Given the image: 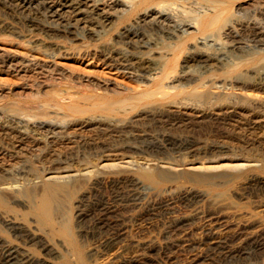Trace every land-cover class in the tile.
Segmentation results:
<instances>
[{
  "label": "rangeland",
  "instance_id": "obj_1",
  "mask_svg": "<svg viewBox=\"0 0 264 264\" xmlns=\"http://www.w3.org/2000/svg\"><path fill=\"white\" fill-rule=\"evenodd\" d=\"M66 1L33 0L31 5L26 3L22 8L16 6L17 1L7 4L0 0L1 124L12 122L15 127L18 126L16 129L20 134L38 140H44L50 132L59 135L65 128L71 131L75 129L76 137H99L100 140L103 136L100 130L90 132L91 127L125 119V136L111 139L106 136L104 142V149L111 145V148L117 149L111 153L113 163L120 160L124 163L130 158L136 162L142 159L176 160V155L171 152L140 153L135 148L143 143V139H155L158 136L159 141L163 134L187 138L200 147H224L207 154L187 153L182 156L186 164L212 158L218 162V166L224 167L237 160L257 161L264 158V128L253 129L246 114H240V110L248 108L246 104L241 105L242 108L238 110L240 113L235 110L238 115L223 117L227 102L217 105L212 95L205 100L201 99L205 88L212 89L216 83L229 76L226 74L229 67L236 66V74L240 72L249 75L247 82H264V0H82L87 2V6H81L77 11L64 6ZM39 2L61 9V20L53 22L54 19L46 15ZM88 5L97 6V12L109 17L110 21L97 23L99 18L90 14ZM162 15L168 16L175 26L180 24L177 27L181 29L175 26L171 28L177 29L171 40L158 32V26L164 27L167 23L163 21ZM29 17L39 28L45 25L62 29L59 26L70 24L76 31L72 30V35L75 34L77 38L58 33L59 36L56 35L58 37L52 40L71 43L73 49L91 44L111 47L110 44L114 46L116 42L117 50L128 48L129 52H141L140 56L158 57V53L167 55H164L160 71L158 67V70L146 74L150 81L143 80L137 73L132 76L122 68L107 67L100 61H91L76 54L64 58L47 57L44 49L33 48L27 43L34 41L37 42L34 45L38 46L40 42L44 47L49 44L44 34L28 32L24 28ZM197 17L199 22L195 21ZM212 18L216 20L211 25L207 24L210 23L208 19ZM195 22L200 23L195 27L197 29L188 27ZM130 24L134 27L132 30H138L141 41L132 39L128 45L122 42L120 45L122 40L119 35L126 27H131ZM205 37H208L205 43L208 44L206 47L210 46V51L224 53L225 66L211 63L199 69L197 63L190 61L195 51L203 47L199 41ZM259 39L262 44L258 43ZM24 53L34 55V58ZM179 76L183 78L176 80ZM165 85L169 87L168 93L175 103L190 113L188 118L192 129L185 130V133L183 128L174 127L175 120L172 117L170 121L164 119L166 124L163 122L155 125L153 120L134 121V115L131 118L123 114L124 109L138 99L139 93ZM240 86L243 84L237 82L232 87L228 86L226 92L231 98L235 94H242L248 100L253 95L264 98V90L258 87L242 89ZM119 102L127 106L119 107L116 105ZM108 106L114 107L113 112L107 110ZM261 114L264 115V111ZM40 121H46L48 125L42 130H33L35 122ZM29 125H33L32 128L28 129ZM75 125L91 127L79 130ZM27 143L22 151L24 153L13 155L12 163H23L28 171L30 181L26 189L30 194L9 204L10 210L0 208V241L8 243L20 253L30 255L34 263L264 264V166L253 171L227 172L221 177L214 176L203 181L177 177L158 179L152 183L143 180L137 173L106 171L94 185L81 183L73 189L69 186L59 190L52 188L47 196L43 193V184L39 179L42 166L37 167L38 163L34 162L40 152L31 147L30 141ZM72 145L62 156L70 161L68 164L71 167L76 168V161L83 160V156L91 163L94 162L88 147ZM32 152L36 156L31 155ZM9 160L10 157L5 159L4 164H10ZM140 186L143 189L139 190ZM44 197L51 202L49 216L55 227L54 232H51L45 221L41 222V217L32 208ZM187 197L195 200L193 207L183 200ZM101 216L108 218V222H116L124 231L122 236L115 238L114 243L109 244L108 239L112 231L103 234L104 231H98L96 227L97 219ZM8 221L18 225L24 237L13 236L5 226ZM58 231L61 233L58 234Z\"/></svg>",
  "mask_w": 264,
  "mask_h": 264
},
{
  "label": "bare ground",
  "instance_id": "obj_2",
  "mask_svg": "<svg viewBox=\"0 0 264 264\" xmlns=\"http://www.w3.org/2000/svg\"><path fill=\"white\" fill-rule=\"evenodd\" d=\"M2 1L3 0H1V2ZM15 1H17L16 6H20V7L24 8L26 3L28 5H31V1H33V0H4V2H7V4H8V2L12 3ZM44 1H46V0H44ZM95 3H97V2L95 1ZM2 4H4V3H2ZM39 4L42 7V9L45 11L46 15L49 18L54 19L53 22L61 20V18H62L61 16L63 14L61 9H58V7H56V9H55L52 6H48L44 2H39ZM53 5H54V3H53ZM64 6H66L67 8H72L73 10L77 11V10H79V8L81 6H87V2H85V1L83 2L82 0H67L66 3L64 4ZM29 7H31V6H29ZM88 7L91 9L90 14H93L94 16L96 15V19L99 18L97 23L100 24L101 21H102L101 23H106V22L110 21L109 17L106 18V16L103 15V13L101 14V12H97V10H96L97 6L95 7L94 5H88ZM27 13H28V11H27ZM66 13L67 12H65V14ZM161 17H163L164 18L163 21L167 22V23H165L164 27L158 26V32L163 34L166 39L171 40L174 38V32H177V29L173 30L174 29L173 27L175 25L168 16L162 15ZM199 17H197V19L195 21L199 22ZM22 19H23V14H22ZM22 19H21V21H23ZM29 19H30V17H29ZM209 20H210V23L207 22V24L211 25L212 22L216 19L212 18V19H208V21ZM198 22H195L193 25H188V27L189 28L190 27L195 28L196 26L198 27L200 24ZM63 23L64 22H62V24ZM157 24L159 25L160 22H158ZM215 24H216V22H215ZM21 25H22V23H21ZM37 25H40V24H37ZM57 25H59V24H56V26ZM179 25H177V26H179ZM136 26H138V25H136ZM177 26H175V28ZM59 27L62 29H59L58 27L45 26V25L43 27L41 26V28H39L36 26V24L33 20H31V19L27 20L24 23V28L28 32L37 31V32H40L41 34H44L47 37V39L49 40V44L47 47H44V45H42V43H40V42L38 43V46L34 45V43H37L34 41H28L27 43L30 46H32L33 48L38 47V48L44 49V51H43L44 55H46L47 57L53 58L56 56V57L64 58V57H67L68 55H75L76 54V56H78V57L89 58V59H91V61H93V60L100 61L103 64H106L107 67L111 66V67L122 68L123 70L129 71L130 75H132V74L134 75L137 73L138 76H140V78H143V80H147V81L149 80V78H148V75H146V74H149L152 71H155L156 69L158 70L159 68H160L159 69V71H160L162 69V67H160V66L163 62L164 55H167V54H164V52H163L164 55H162L161 53H158V57H149V56L145 57L144 54H142V56H140L141 52H140V54L138 53L139 54L138 55L137 53H133L131 51L129 52L128 48H124V50H120V49L117 50L115 48L116 42H115L114 46H112L113 44L111 43L112 44V45L110 44L111 47H108L109 45L107 47H105L104 44H95V45L91 44V46H88V47L73 49L72 48L73 45L71 43H67V44L64 42L58 43L57 41L52 40L53 37L55 38V36L58 35V33H63L67 36L70 35V36H73L74 38H77L75 34L72 35V30H74V29L70 24L59 26ZM207 27H210V26L208 25ZM105 28H107V27H105ZM133 28L134 27H132V25H131V27H129V28L126 27V29L124 30L123 33L120 34L118 32L120 34L119 36H121L120 38L122 40V41H120V45H121V42L123 43V45H128L132 39H135V41H138V42L141 41L140 34L137 32L138 30L137 31L132 30ZM171 28H173V29H171ZM10 29H12V28H10ZM96 29H98V27ZM170 29L173 32H171ZM178 29H181V27ZM195 29H197V28H195ZM99 30H100V32H102L101 31L102 29H99ZM142 31H143V29H142ZM94 32H97V31H94ZM100 32H98V33H100ZM58 36H56V37H58ZM77 36H80V35L77 34ZM97 38H98V36H97ZM207 38L205 37L203 40L199 41L201 44L200 46L203 45V47L202 48L200 47V49H197L195 51L194 55L191 56L190 61L197 63L198 64L197 66L199 69H204V68L210 66L211 63H215L217 65L223 66L224 63L226 62L225 61L226 56L221 51H219V52H217V51L215 52V50L210 51L211 49L210 50L208 49L210 46L206 47V45H208V44L205 43L207 41ZM259 38H260V36H259ZM254 39H256V38H254ZM66 40H70V39H66ZM142 40H143V38H142ZM251 40H253V38ZM260 41H258V43L262 44V41L261 42ZM52 42H55V44H52ZM117 43H119L118 40H117ZM150 44H149V46H150ZM163 44H165V42ZM168 44H169V42H168ZM254 44H256V43H254ZM137 46H139V45H137ZM132 47H133V45H132ZM140 47H142L143 49H146L145 46L144 47L140 46ZM140 47H138V48L141 49ZM164 47H166V46H164ZM168 47L170 48V46H167V48ZM232 49L234 50V48H232ZM235 49H237V48H235ZM36 50H38V49H36ZM149 52H148V54H149ZM158 52H159V50H158ZM165 52L168 53V51H165ZM24 54L30 58L31 57L34 58V55L32 56L31 54H27V53H24ZM70 57H72V56H70ZM187 61H189V60H187ZM154 66H157V67L154 69V68H152ZM234 67H236V66L229 67L230 69L228 68V70L226 71V74H228L229 76L224 78L223 80H221V82H218V84L216 83L212 87V89H207L204 86L203 88H205V90L201 93V99L205 100L208 97L210 98V95H212L214 97L213 99L215 100L217 105H222L225 102H227L226 106H225L226 107L225 111H223L224 115L222 114L223 117L227 116V115H234L235 116V114H237L235 110H237V112H239L238 110L240 108H242L241 105L246 104L245 106L248 108H246V109L244 108L245 111L240 110L241 113L240 112L239 113L240 114H242V113L246 114L245 116H247L248 121L252 125L253 129L259 130V128H264V115L261 114L264 111V98L263 97H258L257 95H253L248 100L242 94H241L242 96L239 94H237V95L235 94V96H233L231 98L230 94L226 92V89L228 86L232 87V85L237 84V82H241L243 84V86H240L242 89H244V88L247 89L249 87H258V88L264 90V84H263L264 82L259 83V84H256V82L254 83L253 81L247 82V77L249 75L247 76L243 73L241 74L240 72L238 74H236L237 68H234ZM233 73H235V74H233ZM149 77H150V75H149ZM164 77L166 78L167 74ZM181 77L182 76H179L176 80H180ZM158 89H159V91H158ZM168 90H169V87H167L166 85L162 88H158V86L152 87V88H149L148 90H146L144 92L139 93L137 96L138 99L135 102L131 103L130 105H128V106H127V104L124 105V102H119L116 105H119V107L127 106L124 109L123 114H128L131 118L134 115V119H135L134 121H136V120H144L145 121V119H150V120H153L155 125H157L158 123H163V122L165 123L166 119L168 121H170L171 119L169 120V118L172 117L175 120V122L173 121L174 127L183 128V130H184L183 133H185L186 132L185 130H188L192 127V123L189 121V118H188V116H189L188 114H190V113L175 103L174 98H172V96L168 93ZM113 109H114L113 106H108V108H107V110L109 112H113ZM192 115H194V114H192ZM126 121L127 120H125V119L112 120L111 122L107 121V122H109L108 124H106V125L97 124L96 127L94 126L95 128H93L91 126H88V127L77 126V125L74 126L75 128L78 127L79 130L87 129V128L91 127L92 129L90 130V132L94 129H96L97 132H98V130H100L99 132H101L102 133L101 135H103L100 140H98L99 137L95 138V139H90L88 137L87 138L86 137H76V135L74 134L75 129L73 131H71V130H67V128H65V131H63V133H60L59 135H55L52 132H50V135H47L44 140H38L35 138H28V136H24L25 134L24 135L20 134L21 132H18L16 129V127H18V126L15 127L13 124H11L12 122L11 123L7 122L6 124H5V122L3 124L0 123V208L10 210V206H8L9 204H11V203L13 204V203L17 202L18 200H22L23 196H27V194H30V191L28 189H26V187H28V181H30V179H28L29 175H27L28 171L25 170L23 163L16 162L17 163L16 165H13L14 161L12 163V160H14L13 155L24 153L22 151L24 150V145L28 141H30L32 148H35V150H38L40 152L37 155L38 159H36L34 162L38 163L37 167H38V165L42 166V168H40V169H42V171H41V177L39 179L43 184V193H46L47 196H48V193L50 192V189H52V188L59 190L62 187H66V186L68 187L69 186L73 189V188H76L77 184H81V183H82V185H83V183L84 184L89 183L90 185H94L98 182V180L102 177V174L106 171L109 172V171H114V170H117V171L124 170V171H128L130 173H137L143 180H145L149 183H152V182H157L158 179H173V178H177V177L186 178V179H190V180L196 179V180L203 181V180L209 179L210 177H214V176L221 177L224 175V173H227V172H236L237 173L240 171H250V170L253 171V170H258L264 166V158H261L260 160H257V161H250V160L238 161L237 160V161H234V163L231 162L232 164H230L229 166H224V167L218 166L217 161H215L212 158H211L212 159L211 160L210 158H207V157H206L207 159H201L199 161H196L195 163H187L186 164V163H184L183 157L187 153L207 154L209 151L212 152L215 150H217V151L222 150L224 147L218 146V145H217L218 147L216 145H215L216 147H213V146L212 147H210V146L204 147L203 145H202L203 147L202 146L200 147L199 145H196L194 143V141L192 142V140L190 141L189 139L183 138V137L181 138L180 136H178V138H174L168 134H163L162 137L159 139V141H158V136L155 139H150V138L149 139H147V138L143 139L144 140L143 143L142 144L140 143L141 145L137 146L135 148L140 153L159 152V151L171 152V153H174L176 155V157H177L176 160H174L173 158H172L173 160L171 159L172 161L170 159L169 160H155V161L142 159L141 161L136 162V160H134L133 158H130V159L124 161V163H121V160L117 163H113L112 162L113 160H111V157H113V154H111V153L116 152L117 149L111 148L112 145L110 148L106 149L107 148L106 147L104 149V142L106 143V136L110 137V139L113 137H122L123 135L125 136L124 127L126 126ZM46 123H47L46 121L35 122V126L32 125L34 128H32V126L29 125L28 129H30V127H31L33 130L34 129H40V128L42 130L46 125H48ZM160 125H162V124H160ZM24 127H26V125ZM245 128H247V127L245 126ZM237 129H239V128H237ZM170 131L172 132V129ZM247 131H248V129H247ZM37 132H36V134H37ZM34 133H35V131H34ZM84 133H85V131H84ZM84 133L82 136H84ZM94 133H96V132H94ZM127 133H129V132H127ZM87 134H89V133H87ZM259 134L261 135V133H259ZM260 135H257V136H260ZM32 136H34V135H32ZM91 137H92V135H91ZM253 137H255V136L253 135ZM103 138H104V140H103ZM158 142H161V144H158ZM72 144H75V145L79 144L85 148L88 147L89 150H91L90 156L91 157L93 156L94 162L91 163V161L87 157L83 156V160H77L76 161V163L78 162L76 168L71 167L70 164H68V163H70V161H68L66 158H63L62 156H63V154H65V150L70 148V146ZM26 145H29V144L27 143ZM6 147H8V149ZM88 148H87V150H88ZM69 154L67 153V155H69ZM31 155L36 156L33 154V152ZM260 156H262V155H259V157ZM9 157H10V160H9L10 164L6 165L7 162H6V164H4L5 159H7ZM77 158H79V157H77ZM122 160H124V158H122ZM26 163H27V161L24 162V164H26ZM79 164H80V166L78 168ZM137 183H138V181H136V184ZM77 188H79V187H77ZM141 189H143L142 186L139 187V190H141ZM137 190H138V188H137ZM133 195L134 194H132V196ZM135 195H137L136 192H135ZM134 197L135 196H133L132 198H134ZM138 199H140V197ZM183 200L184 201L186 200V203L188 206H192L194 204V201H195L193 198H190V197H187ZM132 201L135 202L137 200H131V202ZM50 207H51L50 200H48L47 198L44 197V198L40 199L37 204H34L32 208H33V210H35V213L41 217L40 218L41 222L45 221L46 225L48 227H50L51 232H54L55 227L53 226V223L51 222V219L49 216ZM9 222L10 221L5 223L7 230L10 231L12 233V235L15 237H24L23 234L21 233V229L19 228V226L15 225L13 223H9ZM57 224H58V222H57ZM96 225H98V226H96L98 228V231H104L103 234H106V233L108 234L110 231H112L111 235H109L111 237L108 238L110 241L109 244L114 243L115 238L117 239L118 236H122L124 234V231L120 227V225L116 224V222H114V223L108 222V218L106 219V217H104V216H101L97 219ZM173 226H175V225H173ZM177 226H180V225H177ZM174 228H177V227H174ZM57 233L60 234L61 231H58ZM224 248H225V246H223V249ZM222 252H224V250ZM68 255H69V253H68ZM71 258L73 259V257H71ZM0 264H38V263H34L33 260L30 258V255L20 253L19 251H17L16 248L11 247L8 243L0 241Z\"/></svg>",
  "mask_w": 264,
  "mask_h": 264
}]
</instances>
